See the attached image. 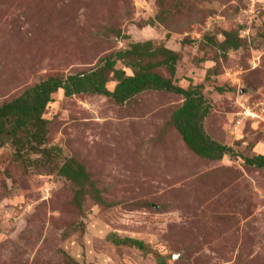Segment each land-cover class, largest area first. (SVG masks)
<instances>
[{"label": "rangeland", "instance_id": "rangeland-1", "mask_svg": "<svg viewBox=\"0 0 264 264\" xmlns=\"http://www.w3.org/2000/svg\"><path fill=\"white\" fill-rule=\"evenodd\" d=\"M228 33L241 45L223 52ZM145 41L177 55L173 83L199 87L206 134L235 155L211 162L185 146L174 93L116 104L59 90L43 114L46 154L20 163L0 149V264H264V169L243 160L264 154V0H0V105ZM242 103L259 116L242 118ZM66 159L109 206L88 191L77 204L57 173Z\"/></svg>", "mask_w": 264, "mask_h": 264}, {"label": "trees", "instance_id": "trees-1", "mask_svg": "<svg viewBox=\"0 0 264 264\" xmlns=\"http://www.w3.org/2000/svg\"><path fill=\"white\" fill-rule=\"evenodd\" d=\"M241 40L236 33H228L227 39L219 44L225 52L236 50ZM225 54V53H224ZM117 61L125 63L133 71L128 75L115 67ZM177 55L151 41L132 43L128 49L116 51L102 59L94 68L68 76H50L36 85L25 88L18 96L0 105V149L6 144L14 148V159L20 163L31 161L33 155H44L47 142L48 121L43 118L45 108L52 101V95L59 90L65 97L79 94L102 95L116 104H123L145 91H166L181 97V104L171 116V123L179 133L185 146L197 157L208 161H219L225 155H235L231 147H226L206 134L203 120L208 109L199 92V87L183 89L173 83ZM165 67L169 78L161 76L155 69ZM115 81L109 91L106 84ZM54 150H59L55 148ZM244 164L256 169H264V154L243 157ZM34 161V160H33ZM57 173L76 186L75 200L88 191L97 203L109 206L102 197V191L94 186L91 174L79 161L66 159ZM116 243L143 249L141 241L122 238ZM157 264H166L163 259Z\"/></svg>", "mask_w": 264, "mask_h": 264}, {"label": "built area", "instance_id": "built-area-1", "mask_svg": "<svg viewBox=\"0 0 264 264\" xmlns=\"http://www.w3.org/2000/svg\"><path fill=\"white\" fill-rule=\"evenodd\" d=\"M252 107L250 106V105H248L247 106V104H240V109H241V111H240V113H241V117L242 118H244V117H250V118H254V116L255 117H257V116H259L258 114V112L257 111H254V110H252V109H254V108H252ZM245 119V118H244Z\"/></svg>", "mask_w": 264, "mask_h": 264}, {"label": "water", "instance_id": "water-1", "mask_svg": "<svg viewBox=\"0 0 264 264\" xmlns=\"http://www.w3.org/2000/svg\"><path fill=\"white\" fill-rule=\"evenodd\" d=\"M176 255H174L173 257L175 258Z\"/></svg>", "mask_w": 264, "mask_h": 264}]
</instances>
